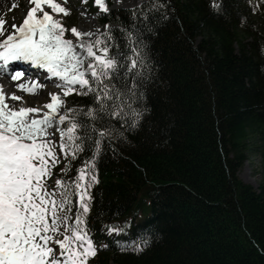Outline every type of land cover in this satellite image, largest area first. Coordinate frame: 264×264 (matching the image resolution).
Listing matches in <instances>:
<instances>
[{"label": "trees", "instance_id": "obj_1", "mask_svg": "<svg viewBox=\"0 0 264 264\" xmlns=\"http://www.w3.org/2000/svg\"><path fill=\"white\" fill-rule=\"evenodd\" d=\"M164 3L168 18L144 33L147 111L97 161L89 226L107 247L89 264H264V179L257 191L238 176L254 138L264 174V27L250 0H217L219 10L211 0ZM128 9L99 16L121 26L112 27L118 40L133 19ZM142 208L149 220L124 241L147 238L148 246L136 253L110 244L117 236L105 226Z\"/></svg>", "mask_w": 264, "mask_h": 264}, {"label": "snow or ice", "instance_id": "obj_2", "mask_svg": "<svg viewBox=\"0 0 264 264\" xmlns=\"http://www.w3.org/2000/svg\"><path fill=\"white\" fill-rule=\"evenodd\" d=\"M29 3L22 23L7 35L0 19V74L21 81L25 73L13 72L10 63H28L44 70L45 79L55 78L60 92H50L42 107L15 106L8 101L23 97L0 84V264H89L107 247L97 245L89 226L97 161L147 111L142 88L151 69L144 33L168 18L166 5L144 0L128 9L133 19L119 29L118 40L107 24L103 31L67 28V0ZM94 4L110 14L106 0ZM211 6L220 8L217 0ZM15 86L31 95L45 87L39 78ZM73 93L91 97V104L67 107L65 98ZM126 227L106 225L105 231L119 235ZM148 243L141 238L128 247L139 253Z\"/></svg>", "mask_w": 264, "mask_h": 264}, {"label": "rangeland", "instance_id": "obj_3", "mask_svg": "<svg viewBox=\"0 0 264 264\" xmlns=\"http://www.w3.org/2000/svg\"><path fill=\"white\" fill-rule=\"evenodd\" d=\"M253 2L258 3L257 11L261 14L264 13V0H252ZM63 3V0H60ZM109 9H120V8H132L135 7L144 0H121L120 3H117L116 0H106ZM3 3V0H2ZM70 9V15L63 17V23L67 28L75 26L80 31L92 30L95 31L99 28L103 31L104 25L99 17L98 7L94 4V0H87L86 3L82 0H67V3L64 5ZM32 5L29 3V0H4L3 5H0V19H3L5 23V28L11 29L12 25L22 20L23 16L27 14V11ZM63 15V14H61ZM255 24L258 27H264V17L263 19L256 18ZM264 31V30H263ZM66 36L71 38V33H66ZM238 46V44H237ZM238 50V47L236 48ZM11 87V88H10ZM6 93L15 92L16 95L22 96L23 101H13L9 100L10 105L20 106L23 103L24 106L29 107H42L46 102H49L50 92H60V89L55 86V81L51 82L49 89L38 90L37 94L31 95L21 90H16V86L13 87L11 84L5 85ZM70 96L66 97L68 102ZM12 101V102H11ZM68 107V103L66 104ZM255 146L253 145L248 153V158L243 163L241 169L238 172L239 178L247 184L259 189L260 184L264 179L263 175V161L261 156L260 142L256 141V138L253 139ZM252 142V141H251Z\"/></svg>", "mask_w": 264, "mask_h": 264}, {"label": "bare ground", "instance_id": "obj_4", "mask_svg": "<svg viewBox=\"0 0 264 264\" xmlns=\"http://www.w3.org/2000/svg\"><path fill=\"white\" fill-rule=\"evenodd\" d=\"M3 3H4V0H3ZM3 3H2V0H0V5L2 6L3 5ZM25 74H28L29 72L28 71H26V72H24ZM11 84V83H10ZM13 87H14V85H13ZM49 89V88H48ZM16 90H18L17 88H16ZM41 92H43V88H41ZM12 102V101H11ZM242 179V178H241ZM243 181H245V180H243Z\"/></svg>", "mask_w": 264, "mask_h": 264}]
</instances>
